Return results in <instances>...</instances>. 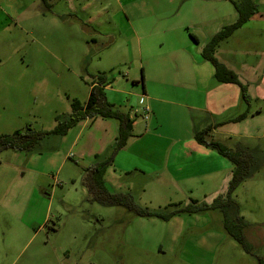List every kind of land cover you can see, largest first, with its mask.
Wrapping results in <instances>:
<instances>
[{
    "label": "rangeland",
    "instance_id": "374dc122",
    "mask_svg": "<svg viewBox=\"0 0 264 264\" xmlns=\"http://www.w3.org/2000/svg\"><path fill=\"white\" fill-rule=\"evenodd\" d=\"M252 1L264 12V0ZM196 6L222 10L224 25L230 23L225 9L235 8L229 0H0V135L44 134L30 151L0 149V264H258L256 257L264 262V100H242L250 112L239 121L235 138L221 140L256 150L250 176L233 196L252 254L224 231L220 210L162 220L87 200L82 177L88 162L71 146L79 121L64 134L50 133L74 99L86 101L99 74L127 91L111 99L121 100L116 105L132 116L137 108L136 123H143L141 85L131 80L140 81L143 65L151 89L149 68L169 59L172 48L185 50L181 43H169L172 33L162 31L161 21H192ZM172 7L179 8L176 17L170 16ZM134 31L147 38L148 50L139 49ZM256 38L264 42V33ZM192 44L202 49L205 43ZM158 95L183 97L165 88ZM88 142L83 139L86 150ZM165 174L150 180L152 174L128 173L118 180L105 170L103 178L112 192H128L152 209L189 197L209 202L226 189V183L221 190L180 189Z\"/></svg>",
    "mask_w": 264,
    "mask_h": 264
},
{
    "label": "crops",
    "instance_id": "0c3cea01",
    "mask_svg": "<svg viewBox=\"0 0 264 264\" xmlns=\"http://www.w3.org/2000/svg\"><path fill=\"white\" fill-rule=\"evenodd\" d=\"M217 9L209 7L201 10V7L196 6L192 8V21L189 19L184 23L181 21L182 17L161 21L160 25L164 23L162 31L166 34L172 33L169 43H181L186 51L179 48L177 53L178 49L172 48V53L168 54L169 59L155 64L156 68H149L152 74L149 79L151 89L146 84L148 70L143 65L141 82L137 78L131 80V83L136 81L133 85H141L140 97L144 99L143 104L150 108L149 117L147 119L141 115L143 123L137 124L135 117L139 114L133 113L134 109L132 110L133 136L115 152L111 163L105 169L106 172L119 175L115 179L121 180L122 175L133 173L139 176L152 174L150 180H155L160 172H163L166 173V178L180 189L191 190L192 186L196 189L203 186L221 190L225 187L232 170L230 161L213 149L197 143L194 138L195 130L209 126L207 138L219 141L223 139V135L235 138L239 121H226L246 109L240 97L239 87L233 82L217 81L213 65L201 55L200 47L192 44L207 43L219 27L224 25L223 22H228L227 16H223V11L218 12ZM257 10L214 49L217 61L233 70L245 85L248 99L254 101L264 100V42L256 38L264 33V12ZM178 12L179 8L169 9L172 17H176ZM225 12L230 15V23L236 19L235 8L233 12L228 9H225ZM191 27L196 30L188 31ZM180 29L184 30V37ZM135 34L136 31L134 36ZM190 34L197 40H193ZM201 37L203 42L200 41ZM146 40L147 38L140 35L135 36L140 50ZM231 44L234 46H230ZM236 47L240 50L237 51ZM148 49V46L144 47V50ZM169 72H173L175 79L172 76L167 77ZM113 85L111 82L106 84L104 93L110 102L117 104L121 100L114 101L115 99H111L112 94L127 91L116 89ZM163 88L182 93L183 97L167 98L158 95ZM130 105L133 107L134 104ZM257 108H254L255 113H260L261 107ZM78 123L71 146L76 148L79 158H86V167L92 162L94 154L100 155V161L106 159L110 154L109 144L116 135V121L95 116L87 117ZM83 139H87L91 145L87 150L83 148Z\"/></svg>",
    "mask_w": 264,
    "mask_h": 264
},
{
    "label": "trees",
    "instance_id": "16d2710c",
    "mask_svg": "<svg viewBox=\"0 0 264 264\" xmlns=\"http://www.w3.org/2000/svg\"><path fill=\"white\" fill-rule=\"evenodd\" d=\"M230 1L235 7V12L237 14L236 19L222 26L210 37L208 42L202 47L201 55L213 65L216 80L219 82H233V84H236L241 91V99L247 103L249 99L245 85L238 79V76L233 70L217 61L214 55V49L255 12L256 6L252 0ZM190 35L193 39L197 40L193 34ZM112 81L113 78L106 79L102 74H99L97 79L93 80L91 83L86 101L80 103L79 100L74 99L70 112L64 118L57 117L58 123L50 131V133L64 134L69 126L87 117L96 116L101 118H112L116 121V135L114 140L109 144V156L103 161H100V155L94 154L92 162L86 168L85 175L82 177V184L88 191L87 200H94L103 205L124 206L128 211L137 216L157 217L162 220H167L177 213L199 214L210 209L220 210L224 231L239 243L246 253L252 254V246L243 234L244 227L247 224L245 219L238 214L239 206L233 196L234 191L240 183L250 176L249 172L255 161L254 156L256 150L255 148H248L247 145L240 142L229 145L213 138H207L206 134L210 126L201 130H195L194 138L197 143L211 148L219 155L226 157L232 165V170L230 178L226 181L225 192L212 196L209 202L203 200L197 201L196 198L189 197L188 201L185 203L178 200L168 203L164 208L152 209L145 205L138 204L128 192H112L106 187L103 178L106 166L111 163L115 152L123 147L128 139L133 136L132 126L134 122V115L130 116V109H125L120 105H116L106 98L104 86ZM132 83H136V81ZM248 112L250 111L246 108L245 111L226 122H238L245 118ZM42 135L44 134L32 132L30 134L15 132L13 135H0V149L11 147L13 149H27L30 151L33 144L36 143ZM167 207L169 208L165 211ZM256 258L258 259V264H264L261 257Z\"/></svg>",
    "mask_w": 264,
    "mask_h": 264
},
{
    "label": "built area",
    "instance_id": "2783aa9c",
    "mask_svg": "<svg viewBox=\"0 0 264 264\" xmlns=\"http://www.w3.org/2000/svg\"><path fill=\"white\" fill-rule=\"evenodd\" d=\"M149 107H148V105H144L143 107H142V109H141V115H142V117L143 118H147L148 119V117H149ZM138 112V110L137 109H134L133 110V113H137Z\"/></svg>",
    "mask_w": 264,
    "mask_h": 264
}]
</instances>
